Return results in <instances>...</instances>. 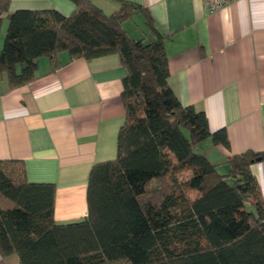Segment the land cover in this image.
<instances>
[{
    "label": "trees",
    "instance_id": "16d2710c",
    "mask_svg": "<svg viewBox=\"0 0 264 264\" xmlns=\"http://www.w3.org/2000/svg\"><path fill=\"white\" fill-rule=\"evenodd\" d=\"M105 13L91 0L8 14L0 73L10 87L31 81L38 59L116 54L126 69L125 118L114 159L92 165L86 215L54 219L55 185L25 178L22 160L0 159V254L19 264H264V198L251 164L263 151L227 156L226 173L198 150L210 138L204 111L182 105L169 82L166 36L146 8L127 0ZM9 0H0V28ZM136 10L151 33L134 39L122 27Z\"/></svg>",
    "mask_w": 264,
    "mask_h": 264
},
{
    "label": "crops",
    "instance_id": "0c3cea01",
    "mask_svg": "<svg viewBox=\"0 0 264 264\" xmlns=\"http://www.w3.org/2000/svg\"><path fill=\"white\" fill-rule=\"evenodd\" d=\"M91 1L105 13L120 7L119 0ZM127 1L146 8L166 36L168 82L180 103L204 111L212 132L224 130L228 147L203 140L217 170L227 172L229 155L263 151L264 0H234L212 12L204 0ZM74 8L73 0H9L0 50L10 12L56 9L69 15ZM122 27L134 39L151 33L140 10ZM125 73L116 54L69 59L66 51L55 64L41 56L35 77L23 85L10 87L0 73V159L22 160L28 181L54 183L57 222L86 215L92 165L116 157ZM251 170L264 198V161ZM0 264H19L18 256L0 254Z\"/></svg>",
    "mask_w": 264,
    "mask_h": 264
},
{
    "label": "built area",
    "instance_id": "2783aa9c",
    "mask_svg": "<svg viewBox=\"0 0 264 264\" xmlns=\"http://www.w3.org/2000/svg\"><path fill=\"white\" fill-rule=\"evenodd\" d=\"M234 0H204V4L209 11H215Z\"/></svg>",
    "mask_w": 264,
    "mask_h": 264
},
{
    "label": "rangeland",
    "instance_id": "374dc122",
    "mask_svg": "<svg viewBox=\"0 0 264 264\" xmlns=\"http://www.w3.org/2000/svg\"><path fill=\"white\" fill-rule=\"evenodd\" d=\"M201 147H202V148H201ZM198 150H200L201 152H202L203 150H205V143H204V141L201 143L200 146H198ZM203 153H204V151H203Z\"/></svg>",
    "mask_w": 264,
    "mask_h": 264
}]
</instances>
